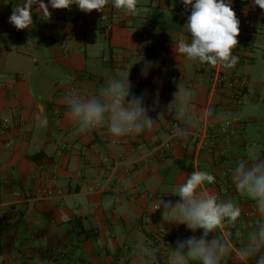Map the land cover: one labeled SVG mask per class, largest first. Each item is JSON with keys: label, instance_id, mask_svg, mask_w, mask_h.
<instances>
[{"label": "crops", "instance_id": "0c3cea01", "mask_svg": "<svg viewBox=\"0 0 264 264\" xmlns=\"http://www.w3.org/2000/svg\"><path fill=\"white\" fill-rule=\"evenodd\" d=\"M24 2L0 0V264H142L145 247L156 250L155 264H168L177 241L202 230L164 222L155 205L175 204L173 189L197 170L216 178L200 191L241 209L208 237L229 243L221 264H256L264 252L246 262L237 254L264 217L232 172L250 156L264 160V10L232 0L240 35L237 63L226 69L177 59L172 35L190 40L182 0H138L135 12L109 0L104 13L44 0L51 18L34 5L32 26L17 30L9 17ZM146 62L153 66L143 76ZM123 74L129 98L145 97L154 128L114 138L105 121L81 132L66 96L99 97ZM179 85L193 91V112H211L187 140L174 135L167 112Z\"/></svg>", "mask_w": 264, "mask_h": 264}, {"label": "clouds", "instance_id": "9594fccd", "mask_svg": "<svg viewBox=\"0 0 264 264\" xmlns=\"http://www.w3.org/2000/svg\"><path fill=\"white\" fill-rule=\"evenodd\" d=\"M191 14L183 26L190 40L173 37V52L178 57L190 61L207 63L217 66L221 63L226 69L234 67L237 57L233 49L239 44L240 20L233 10L232 0H182ZM109 0H50L52 9H71L77 5L86 13L98 11L104 13ZM116 10L135 12L138 0H111ZM42 19L51 18L49 3L44 0H25L21 6H15L9 17V23L17 30L29 29L33 24V6ZM251 6L264 10V0H251ZM99 38V32H97ZM153 62H146L141 69L143 76L148 75ZM132 85L129 75L123 78L106 80L105 87L99 97H83L74 93L66 96L68 105L67 116L75 122L81 132H88L107 122L109 133L114 138L128 134L152 130L156 119L149 116V109L144 107L143 95L131 96ZM174 100L167 105V112L172 119L180 121L174 129V135L187 140L200 122L211 112L204 109L200 114L192 111L191 101L193 91L179 85V90L173 93ZM158 102L159 92L156 93ZM115 142V140H114ZM241 161L232 172L233 183L241 195L255 201L256 210L264 217V160L253 159ZM215 176L207 171H193L186 180L173 189V195L180 199L173 204L163 201L155 206L154 212L163 208L161 213L164 222H175L186 225L193 233L202 230V236H191L178 240L176 247L169 254L168 264H221L229 252L227 239L214 236L211 233L222 226L225 220L232 223L238 221L241 209L231 201H218L215 194L200 191L201 187L215 183ZM115 198H106L105 207H110ZM142 264H155L156 250L141 248L138 250ZM264 252V220H261L249 236L247 244L238 252V258L246 262ZM256 264H264V255H259Z\"/></svg>", "mask_w": 264, "mask_h": 264}, {"label": "built area", "instance_id": "2783aa9c", "mask_svg": "<svg viewBox=\"0 0 264 264\" xmlns=\"http://www.w3.org/2000/svg\"><path fill=\"white\" fill-rule=\"evenodd\" d=\"M16 116H17V113H16ZM169 123H170V126H171V130H173V131H174L175 127L180 124L179 121L172 119V117L169 119ZM229 124H230V121H226V126H229ZM204 139H205V136L198 141L197 144L199 145V147H202L203 146V144L205 142ZM164 148H166V147L165 146H162L161 149L164 150ZM215 195L217 196V194H215Z\"/></svg>", "mask_w": 264, "mask_h": 264}]
</instances>
